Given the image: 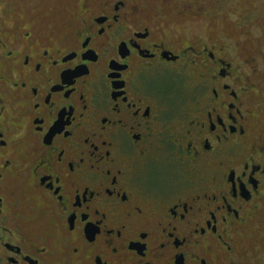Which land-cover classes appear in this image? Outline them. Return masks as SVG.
<instances>
[{
  "label": "flooded vegetation",
  "instance_id": "1",
  "mask_svg": "<svg viewBox=\"0 0 264 264\" xmlns=\"http://www.w3.org/2000/svg\"><path fill=\"white\" fill-rule=\"evenodd\" d=\"M227 2L0 0V264H264V41Z\"/></svg>",
  "mask_w": 264,
  "mask_h": 264
},
{
  "label": "rangeland",
  "instance_id": "2",
  "mask_svg": "<svg viewBox=\"0 0 264 264\" xmlns=\"http://www.w3.org/2000/svg\"><path fill=\"white\" fill-rule=\"evenodd\" d=\"M246 9L251 11L247 23L250 26L249 30L264 41V0H228L227 4H224V12L228 14L229 19L225 15L226 19L221 20L220 25L226 35L234 36L231 28H234V22L239 17L238 15Z\"/></svg>",
  "mask_w": 264,
  "mask_h": 264
}]
</instances>
